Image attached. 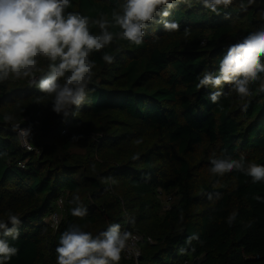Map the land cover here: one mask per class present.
Instances as JSON below:
<instances>
[{
  "label": "trees",
  "instance_id": "1",
  "mask_svg": "<svg viewBox=\"0 0 264 264\" xmlns=\"http://www.w3.org/2000/svg\"><path fill=\"white\" fill-rule=\"evenodd\" d=\"M70 2L65 14L106 16L114 40L91 54L96 67L87 99L66 119L30 78L0 82V220L9 210L22 220L19 239L9 238L19 251L7 264H56L69 225L95 236L112 223L154 241L142 242L138 262L123 252L119 264H264V182L235 170L222 177L209 171L213 153L264 165V92L257 81L241 98L225 85L212 104L216 90L196 88L201 72L217 73L229 45L264 23V0L246 12L235 0L219 15L198 0L190 8L178 4L169 19L179 29L152 24L139 46L116 37L121 29L112 14L125 0ZM104 53L113 63L103 61ZM48 63H39L45 73ZM18 123L34 131L39 153L21 145ZM160 194L172 197L170 209L163 210ZM74 195L88 208L84 218L71 215ZM60 198L64 218L55 230L44 220ZM194 234L198 239L187 242Z\"/></svg>",
  "mask_w": 264,
  "mask_h": 264
},
{
  "label": "clouds",
  "instance_id": "2",
  "mask_svg": "<svg viewBox=\"0 0 264 264\" xmlns=\"http://www.w3.org/2000/svg\"><path fill=\"white\" fill-rule=\"evenodd\" d=\"M198 2L219 15L221 8L227 9L235 0ZM256 2L239 0L238 6L246 12ZM178 4L192 7L191 0H125L122 11L112 14L115 25L121 29L116 37L139 46L144 42L146 29L152 24H160L168 32L178 30L179 24L169 19L172 9ZM69 7L70 0H0V82L9 77L30 78V86L52 97V111L65 119L69 115L74 116L73 107L79 109L87 99L88 84L96 67L90 59L91 54L101 52L114 40L113 33L108 30L110 22L106 16L90 21L88 16L77 12L65 14ZM90 23L99 27V34L90 31ZM262 57L264 23L257 31L229 45L219 61L217 73L201 72L197 76L196 88L215 89L208 96L212 104L224 95L225 85H231V91L241 98L253 94L250 85L257 81L258 91L264 92ZM41 58L49 62L46 73L39 67ZM102 59L108 64L114 61L108 53H104ZM37 73L44 74L37 78ZM4 119L11 121L13 118L5 116ZM30 134V127L20 129L21 136L29 137ZM209 161V171L214 176L222 177L235 170L251 177L253 183L264 182V165L246 162L243 154L235 159L230 155L213 153ZM213 198V194H208L209 200ZM220 198L221 194L216 193L215 199ZM255 199L261 200L260 197ZM70 203L76 204L71 209L72 216L84 218L88 215V208L80 202L79 195H74ZM236 216L234 211L226 218L229 226L233 225ZM7 217V221L0 220V264H7L19 251L9 243V238L13 241L19 239L22 220L11 210ZM131 238L132 233L121 231L119 223L110 224L95 236L83 231L79 225H69L56 247V264H119ZM193 239H198V236L188 237L187 242Z\"/></svg>",
  "mask_w": 264,
  "mask_h": 264
},
{
  "label": "built area",
  "instance_id": "3",
  "mask_svg": "<svg viewBox=\"0 0 264 264\" xmlns=\"http://www.w3.org/2000/svg\"><path fill=\"white\" fill-rule=\"evenodd\" d=\"M24 120H27V118H25ZM22 128H29V127L22 126L20 123H18L16 124V129L14 130L15 134L17 135V138L20 140L21 145L28 151H36L39 153L40 151L34 145V141H35L34 131L31 129L30 136L23 137L20 135V129ZM66 131L67 130L63 131V133H65ZM21 166L25 167L24 164H21ZM159 196L163 204V210L170 209L171 203L173 201L172 197L166 196V199H165L161 197L163 196L162 194H160ZM64 211H65L64 201H63V198H60L58 200L57 210L51 212L49 216L44 220V223L51 226L53 229L57 230L64 218ZM123 231H127V230H123ZM130 233H132V238L128 241V246L124 250L125 257L127 259L138 262L142 256V249H141L142 242H144L145 240H148L149 242L153 243L154 241L151 237L144 236L138 233L137 231H133Z\"/></svg>",
  "mask_w": 264,
  "mask_h": 264
},
{
  "label": "rangeland",
  "instance_id": "4",
  "mask_svg": "<svg viewBox=\"0 0 264 264\" xmlns=\"http://www.w3.org/2000/svg\"><path fill=\"white\" fill-rule=\"evenodd\" d=\"M161 197L166 199V196H165V195H163V196H161Z\"/></svg>",
  "mask_w": 264,
  "mask_h": 264
}]
</instances>
